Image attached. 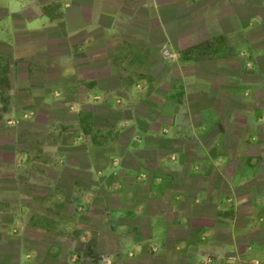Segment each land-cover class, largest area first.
<instances>
[{
	"label": "crops",
	"instance_id": "0c3cea01",
	"mask_svg": "<svg viewBox=\"0 0 264 264\" xmlns=\"http://www.w3.org/2000/svg\"><path fill=\"white\" fill-rule=\"evenodd\" d=\"M0 121V264H264V0H0Z\"/></svg>",
	"mask_w": 264,
	"mask_h": 264
},
{
	"label": "rangeland",
	"instance_id": "374dc122",
	"mask_svg": "<svg viewBox=\"0 0 264 264\" xmlns=\"http://www.w3.org/2000/svg\"><path fill=\"white\" fill-rule=\"evenodd\" d=\"M107 82H109L110 84L112 83H116L117 82V76L116 75H113V76H109L107 78ZM125 83H128L129 80H130V77H127L125 79ZM147 107H148V104H141L138 106V109L140 111H146L147 110ZM108 111V112H107ZM58 113H61L60 110H57ZM106 112H107V120L104 119V115H106ZM86 116H85V123H87L89 126H91V128H94L96 126H101V124H108V125H115L118 117L120 115H124L125 114H128L127 111H124V112H116V110H112V109H109V110H105L104 107L102 106H99V105H96V106H88L86 107ZM91 114V116H89ZM96 117H95V116ZM106 120V121H105ZM39 124L43 125L44 124V120L43 119H39ZM74 122V119H70V123H73ZM26 124V123H25ZM26 127L28 126L27 124L25 125ZM138 129H140V131L142 130H145L147 128V125H145L144 122H142L141 120L138 122V125H137ZM7 132V134H11L13 131H14V128L13 127H7L5 128L4 127V124L2 121H0V133L2 132V130H4ZM127 135L123 138V141L124 142H127L128 141V138L131 134V130L132 128H127ZM109 136H107V138L109 139H115V135L111 134V132L108 133ZM94 138L98 139V141H100V137L97 135L95 136ZM0 144H4L6 145L3 149L4 150H0V158H3V159H11L12 158V149L10 148L11 147V138L9 136L7 137H4L3 135L0 134ZM34 145L35 142H34ZM10 146V147H9ZM6 148V149H5ZM100 154L99 151H97L96 155L98 156ZM130 161V160H129ZM22 175V173H18V178H19V184L18 186L20 187V190H25L27 193H31V187H29L27 184L24 183V180H22V178H24ZM25 176V175H24ZM26 177V176H25ZM13 183H14V176H13V173L10 171V170H7V169H0V187L1 189H5V190H9V194L13 195L14 192H13ZM24 184V185H23ZM33 192V191H32ZM99 206L96 205L94 206V210H96V212H98L97 210H99ZM7 216H4L2 218V220H7ZM13 244L16 245V241H13L11 242V245L13 246ZM15 251V250H14ZM13 251V248H11V250L8 252L7 256L5 254H2L0 256V259H10L12 255H14ZM4 253V252H3ZM261 261V260H260ZM261 264H262V261H261Z\"/></svg>",
	"mask_w": 264,
	"mask_h": 264
},
{
	"label": "built area",
	"instance_id": "2783aa9c",
	"mask_svg": "<svg viewBox=\"0 0 264 264\" xmlns=\"http://www.w3.org/2000/svg\"><path fill=\"white\" fill-rule=\"evenodd\" d=\"M233 257V256H232ZM231 259H234L232 258ZM246 264H261V261L259 258H252V259H249Z\"/></svg>",
	"mask_w": 264,
	"mask_h": 264
}]
</instances>
